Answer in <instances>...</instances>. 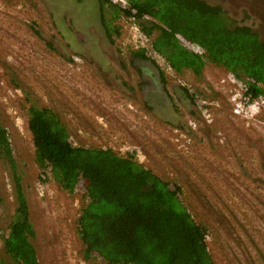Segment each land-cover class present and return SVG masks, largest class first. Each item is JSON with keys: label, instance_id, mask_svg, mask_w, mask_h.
<instances>
[{"label": "rangeland", "instance_id": "1", "mask_svg": "<svg viewBox=\"0 0 264 264\" xmlns=\"http://www.w3.org/2000/svg\"><path fill=\"white\" fill-rule=\"evenodd\" d=\"M205 1L223 6L264 39V0ZM69 3L0 0V120L27 199L39 264H87L76 232L85 198L79 189L60 190L36 165L27 100L54 110L74 146L133 155L161 181L177 184L187 212L207 230L213 264H264V97L235 114L231 100L247 96L242 80L212 62L199 77L177 75L160 58L164 90L145 97L140 64L128 58L138 45L132 39L138 26L121 18L119 36H89L64 12ZM15 204L13 174L0 158L3 257L1 238Z\"/></svg>", "mask_w": 264, "mask_h": 264}, {"label": "trees", "instance_id": "2", "mask_svg": "<svg viewBox=\"0 0 264 264\" xmlns=\"http://www.w3.org/2000/svg\"><path fill=\"white\" fill-rule=\"evenodd\" d=\"M125 1L126 7L121 8L98 0L103 16L110 14L108 21L103 19L108 39L120 35L119 28L109 27L110 22L134 18L149 39L150 51L160 55L175 74L190 71L199 77L206 62H212L242 80L251 100L264 97V39L251 26L233 19L223 6L202 0ZM192 47L201 53H194ZM131 54L143 58L140 52ZM26 102L27 129L39 170L60 190L73 194L79 189L85 198L76 220L83 261L213 264L207 230L187 212L177 184L161 181L133 155L74 146L54 110ZM0 158L12 171L16 200L7 234L1 238L4 257L10 264H39L27 199L1 120ZM4 257L0 256V264H8Z\"/></svg>", "mask_w": 264, "mask_h": 264}, {"label": "flooded vegetation", "instance_id": "3", "mask_svg": "<svg viewBox=\"0 0 264 264\" xmlns=\"http://www.w3.org/2000/svg\"><path fill=\"white\" fill-rule=\"evenodd\" d=\"M202 1H205V0H202ZM205 2L208 3L207 1ZM65 7H66V10H64V12L66 11L67 14L73 16L77 20L78 27L77 26L76 27L79 29H82L80 27H84L85 28L84 30H89L90 31L89 36L98 37L99 34H102V33L105 34V32H107L106 27L104 26V23H103V19L105 20L107 19L108 21V19H110L109 17L110 14H107V12H104L105 17L103 16V13L100 11V8H99L98 0H92L91 3H86V0H70V3L67 4ZM64 12L62 16H64ZM116 24L118 25L117 21L116 23L110 22L109 27L119 28L118 26H116ZM178 39L183 44L187 43L180 36H178ZM195 49H198V48L192 47V50L194 51V53L196 54L201 53L200 50L196 51ZM131 51L132 52L130 53L140 52L143 54V58L136 57L132 54H129L128 58L130 57L131 60H134L135 62H138L140 64V67L138 68L139 72H141L139 73L140 74L139 75V80H140L139 88H141V91L143 93L144 92L147 93L145 97L155 96L156 94H158L157 92H155L156 89L164 90L166 79L163 78L160 73V64L156 58H160L163 62H164V59L158 54L152 56V54L147 50V48H144V47L133 48V50ZM168 68L170 69L169 66ZM180 91H181V94H183L185 98L188 97L187 96L188 93L187 94L185 93L187 90L185 91V90L180 89ZM189 98H190V95H189ZM159 99L162 101L161 98Z\"/></svg>", "mask_w": 264, "mask_h": 264}, {"label": "built area", "instance_id": "4", "mask_svg": "<svg viewBox=\"0 0 264 264\" xmlns=\"http://www.w3.org/2000/svg\"><path fill=\"white\" fill-rule=\"evenodd\" d=\"M113 3H120V5L122 6V8L126 7V1L125 0H111ZM132 14H135V11H131ZM124 19V18H122ZM128 20V22L130 23V25H134V26H138L136 22H134V18H128L125 19ZM137 33L135 34V32H132V39L134 43H138V45H136L135 47H144L146 48V44L149 42V39L139 30V28H135L134 29ZM231 103H233V106L235 107L234 112H236L237 114L239 113L238 111H241V108H243L244 106L247 107H251V106H259L260 102L255 101V99L251 100L248 96H244L243 100H238L236 101L235 99L231 100ZM235 113V114H236Z\"/></svg>", "mask_w": 264, "mask_h": 264}, {"label": "clouds", "instance_id": "5", "mask_svg": "<svg viewBox=\"0 0 264 264\" xmlns=\"http://www.w3.org/2000/svg\"><path fill=\"white\" fill-rule=\"evenodd\" d=\"M111 1V0H110ZM113 3V2H112ZM113 4H116V5H118L117 3H113ZM121 8H122V6H120Z\"/></svg>", "mask_w": 264, "mask_h": 264}, {"label": "bare ground", "instance_id": "6", "mask_svg": "<svg viewBox=\"0 0 264 264\" xmlns=\"http://www.w3.org/2000/svg\"><path fill=\"white\" fill-rule=\"evenodd\" d=\"M236 113V112H235ZM237 114V113H236Z\"/></svg>", "mask_w": 264, "mask_h": 264}]
</instances>
